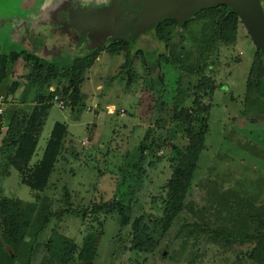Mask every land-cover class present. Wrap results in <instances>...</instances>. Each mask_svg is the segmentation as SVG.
Returning a JSON list of instances; mask_svg holds the SVG:
<instances>
[{"label": "rangeland", "instance_id": "rangeland-1", "mask_svg": "<svg viewBox=\"0 0 264 264\" xmlns=\"http://www.w3.org/2000/svg\"><path fill=\"white\" fill-rule=\"evenodd\" d=\"M132 1L0 0L1 50L27 51L61 65L72 63L96 47L106 49L119 40L131 39V31L124 27L138 18ZM196 1L181 0L187 5ZM112 22L114 31L109 30ZM120 28L124 32L115 33ZM146 31L133 36L137 49L150 54L148 65L141 54L136 55L134 68L140 79L134 86L128 88L119 76L125 52L111 55L104 51L82 85L85 106L77 112L61 108L59 102L51 107L31 166L42 159L56 122L67 123L68 133L47 188L37 191L23 183L20 173L2 155L0 195L20 205L34 204L39 212L48 206L55 213L68 208L67 198L70 206L85 210L118 197L129 205L131 223L140 216L146 221L161 217L172 175L170 147L160 141L161 146L147 154L143 171H132L131 166L152 125L155 89L148 66L154 62L164 78L167 93L163 101L170 108L178 87L184 89L185 96L180 106H195L192 88L202 76L215 83L212 93L202 91L200 101L210 107L208 113H201L208 119L209 131L183 211L168 231L158 228L159 247L153 254L130 249L132 228H122L118 210L86 219L53 217L34 239L30 260L24 250L16 264H62L58 235L72 239L78 247L89 237L99 238L92 263L80 261L76 252L66 264H255L249 259L252 244L225 246L223 241L213 242L204 230L252 234L256 217L264 215V98L259 92L248 97L246 88L256 44L240 24L236 36L229 43L217 42L206 61L202 54L207 42L203 20L197 18L186 27L172 25L162 41L152 30ZM164 54L204 69L200 74L188 73L181 64L167 62ZM21 63L16 64L8 85L24 72ZM28 92L30 103L34 90ZM2 94L7 113L25 107V83L15 94ZM6 119L8 122V114ZM167 126L174 142L180 146L187 143L178 122L167 119ZM32 238L34 235L27 237L30 246Z\"/></svg>", "mask_w": 264, "mask_h": 264}, {"label": "trees", "instance_id": "trees-1", "mask_svg": "<svg viewBox=\"0 0 264 264\" xmlns=\"http://www.w3.org/2000/svg\"><path fill=\"white\" fill-rule=\"evenodd\" d=\"M197 18L204 21L207 42L204 43L206 48L202 54L206 61L213 54L215 44L220 41L229 43L236 36L240 24H243L238 14L230 6L222 3L195 12L193 17L181 24L178 19L171 18L159 23V25H154L152 26L155 27L152 29L155 33L154 37L162 41L164 32L172 25L186 27ZM104 51L111 55L125 52L126 60L121 66L119 76L127 82L128 88L134 86L140 79L139 73L134 68L136 55L141 54L147 65L150 57L149 53L137 49L133 37L130 40H119L107 46L106 49L96 47L66 65H61L27 51L5 53L2 52L0 44V95H3V92L8 95L15 94L25 83V107L12 108L10 113H7L6 110L4 116H0V122H4V125L0 126V156H5L8 165L13 166L20 173L22 182L32 189L44 191L47 188L68 133L67 123L56 122L42 159L31 166L49 111L56 101L55 98L58 97L73 112L83 108L85 97L82 85L86 80L87 72ZM163 56L167 62L181 64V68L188 73L200 74L204 69V67L195 68L179 58H167L165 54ZM19 61L22 62L24 72L17 80L8 85L9 80L14 76L16 64ZM150 65L148 72L151 76L152 87L155 89L152 125L147 129L131 166L132 171L135 169L143 171L142 165L147 154L154 152L156 147L159 148L161 146L160 141L170 147L172 175L167 184L163 215L148 221L144 219V216H140L131 223L130 207L118 197L97 203L91 209L85 210L73 208L70 206L71 201L67 198L68 208L55 213L51 212L47 206L42 213L37 211L34 204L20 205L19 202L0 195V223L2 225L0 264H16L24 250L25 255L30 260L34 249V239L45 231L53 217L61 219L65 216H73L86 219L88 216L108 215L117 210L121 216L122 228L131 225L130 249L144 254L156 252L159 247L160 230L158 228L162 232L168 231L183 211L201 153L206 148L205 142L209 131V122L208 119L202 117L201 113H208L210 107L202 104L200 100L202 91L212 93L215 90V83L210 77L202 76L200 82L192 88L195 92L193 102L195 106H180V100L185 96L184 89L181 86L178 87L177 95L174 96L176 101L170 108L163 101L167 92L163 88L164 78L160 74L159 66L154 62ZM156 66H158L157 69ZM52 86H56V88L51 90ZM246 88L248 97L259 92L264 98V55L257 45ZM30 89L34 90V96L32 101L27 103L26 96H28ZM7 114L9 115L8 122ZM167 119L179 123L180 129L187 139L185 145H178L168 136ZM3 130L5 131L4 134ZM164 131H167V135L164 134ZM256 223L255 231L252 234L232 235L218 229H206L204 232L209 234L213 242L223 241L225 246H232L234 243L252 244L253 248L249 254V259L255 264H264V215L257 216ZM30 235H34V238L31 239V246L27 240ZM58 238L60 243L57 247L61 252L59 255L63 260L62 264L72 260L76 252L80 261L92 263L95 260L99 238L89 237L80 247L68 237L58 235Z\"/></svg>", "mask_w": 264, "mask_h": 264}, {"label": "water", "instance_id": "water-1", "mask_svg": "<svg viewBox=\"0 0 264 264\" xmlns=\"http://www.w3.org/2000/svg\"><path fill=\"white\" fill-rule=\"evenodd\" d=\"M138 1L142 4L143 0ZM222 3L230 6L238 14L253 41L264 55V8L261 0H197L189 5L181 0H145V7L151 9L155 14L154 19L146 23L142 31L166 18H176L181 24L191 18L194 12ZM82 21L88 24L85 19Z\"/></svg>", "mask_w": 264, "mask_h": 264}, {"label": "flooded vegetation", "instance_id": "flooded-vegetation-1", "mask_svg": "<svg viewBox=\"0 0 264 264\" xmlns=\"http://www.w3.org/2000/svg\"><path fill=\"white\" fill-rule=\"evenodd\" d=\"M261 2H262V5H263V8H264V4H263L264 0H261ZM130 5H131V7L132 6L134 7L133 13L136 14V16H138V18L135 17L136 18V22L133 23V20H131V22L128 21L129 23H127V26L124 27V28L127 29L128 32L131 31L130 32V38H131L133 36L137 37L136 34L139 35V33L145 27L146 23L151 22L154 19L155 12H153L151 9L145 7V0L142 1V4H140L138 0H133L132 3H130ZM191 17H193V15ZM167 19H171V18L163 19L159 23H161V22H163V21H165ZM138 23H140L141 25H139ZM159 23H158V25H159ZM112 25L113 26L109 29L110 31H114L115 30L113 22H112ZM136 25H139L137 27V29L135 28ZM133 28H134V31H133ZM153 28H155V27H151L150 29H147V31L145 33H147L148 31L152 30ZM117 32H124V30L122 28L120 31H115V33H117ZM131 33H133V34H131Z\"/></svg>", "mask_w": 264, "mask_h": 264}, {"label": "built area", "instance_id": "built-area-1", "mask_svg": "<svg viewBox=\"0 0 264 264\" xmlns=\"http://www.w3.org/2000/svg\"><path fill=\"white\" fill-rule=\"evenodd\" d=\"M56 101L55 102H59L60 103V106L61 108H64L66 107L65 103L63 101H61L58 97L55 98ZM6 111V102H5V98L3 95H0V116H4V113ZM4 125V122H0V126H3Z\"/></svg>", "mask_w": 264, "mask_h": 264}, {"label": "crops", "instance_id": "crops-1", "mask_svg": "<svg viewBox=\"0 0 264 264\" xmlns=\"http://www.w3.org/2000/svg\"><path fill=\"white\" fill-rule=\"evenodd\" d=\"M113 21V20H112ZM98 60V59H97ZM68 125V124H67Z\"/></svg>", "mask_w": 264, "mask_h": 264}]
</instances>
